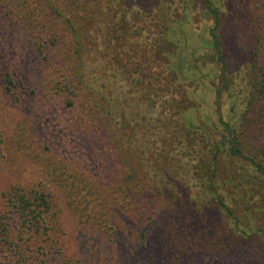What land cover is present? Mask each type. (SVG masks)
I'll return each mask as SVG.
<instances>
[{
	"label": "rangeland",
	"instance_id": "1",
	"mask_svg": "<svg viewBox=\"0 0 264 264\" xmlns=\"http://www.w3.org/2000/svg\"><path fill=\"white\" fill-rule=\"evenodd\" d=\"M121 1L92 0L91 6L98 4L104 14L108 5L116 13L112 23L104 16L98 23L101 37L98 46L86 54L83 71L85 80L100 88V92L112 91V103L118 114L115 118L119 125L125 126L120 143L115 145L101 127L96 131L97 123L89 113L88 101L76 98L72 107H68L59 99L60 103L52 99L54 86L66 83L69 63L52 43L48 53H41L47 59L41 63L43 57L35 55L23 33L25 28L38 44L50 40L51 27L60 30L47 14L50 5L44 0H0V57L9 63L5 71L12 80L9 91L0 80L3 145L0 193L12 185L38 183L46 172L54 169L55 182L62 183L63 179L70 182L73 176H78L77 182L99 184L108 203L104 213L112 221L99 235L101 245L108 246L102 264H264V238L258 245L238 243L226 257L215 252L212 259L211 251L207 256L194 251L182 253L166 229L178 218H181L178 222L183 221L184 209L175 203V198L162 196L150 188L164 182L181 200L206 213L205 223L213 226L212 229L209 226L211 235L226 232L227 219L217 210L208 213L211 206L202 194L200 183L204 179L199 177L210 165L201 170H196L195 165L200 166V160L209 163L204 147L219 140V131H214L218 116L237 123L244 112L242 73L255 60L258 39L263 40L261 21L256 19L264 0H211L220 12L216 33L227 61L229 90L223 86L220 67L211 61L210 29L214 18L202 0H189L192 2L189 7L183 0H127L129 3L123 0L120 9L124 10L119 11L117 3ZM158 8H162L169 22L167 35L173 46L166 48L164 60L150 62L152 67L148 71L151 55L145 43H154L160 36L151 25L159 22ZM109 24L120 31L119 49L126 56L118 53L119 49L117 53L108 50L102 43ZM142 27L147 32L144 29L138 33ZM130 58L145 67L138 77L142 83L132 71L134 66L125 67ZM62 72L65 75L61 77ZM156 75L158 81L152 78ZM148 80L153 84L152 93L158 96L154 107L148 105ZM247 141L255 148H264L263 122L257 123ZM137 150L141 152L139 159ZM133 158L148 170L145 179L148 190L144 193L127 194L120 188L129 165L136 164ZM224 161L221 157L220 162ZM221 177L228 178L225 174ZM224 183L229 184L227 180ZM232 196L236 193L228 197ZM77 198L85 199L82 195ZM246 198V206L259 210L260 219L253 228L262 225L263 195L252 190ZM85 200L90 203V199ZM70 203L65 211L68 217L62 219L65 247L90 264L94 258L85 244L88 233L84 234V225L78 222V213ZM82 209L79 206V212ZM251 224L245 221L241 226L252 230ZM120 252L129 254L127 262L117 258ZM238 252L240 262L234 259Z\"/></svg>",
	"mask_w": 264,
	"mask_h": 264
},
{
	"label": "trees",
	"instance_id": "2",
	"mask_svg": "<svg viewBox=\"0 0 264 264\" xmlns=\"http://www.w3.org/2000/svg\"><path fill=\"white\" fill-rule=\"evenodd\" d=\"M44 1L50 5V12L46 13L50 14V19L55 20V24H58L60 30L57 32L51 27V32L48 35L50 40H44L38 44L37 40L33 42L32 35L25 28L23 33L29 41L30 48L34 49L33 52L38 57L42 56L41 53H48L49 44L52 43L56 44L57 52L61 50L63 60L69 63V72L66 65L64 71L65 73L68 72V76L64 77L66 83L54 86L52 99L58 103L62 101L68 107H72L76 98H83L88 101L89 113L93 117V121L97 123L96 131H100L102 128L104 133L109 138L111 137L112 142L118 145L122 139L125 126L119 125L115 118L118 114L112 103V91L110 89L107 94L100 92V88L93 87L91 83L85 80L83 73L86 54L98 46L97 41L101 37L98 23L104 17L112 23L116 11L111 10L108 5L107 14H104L105 11L100 10L98 4L91 6L92 0ZM122 1L117 3L119 11L124 10L120 9ZM183 1L186 7L192 3L189 0ZM127 2L129 3V1ZM202 2L208 14L214 18V26L210 29L211 61H215L220 67L223 86L229 90L228 83L230 81L225 75L227 61L223 54L219 36L216 33L219 27L220 12L211 0H202ZM107 3L109 4V1ZM261 7L262 9H258L259 13L256 20L257 22L261 21V29L264 35V6ZM158 10L159 22H151V25L154 26L155 31H159L160 36L159 38L156 36L158 39L156 38L154 43H145L148 45V53L151 55L146 68L148 71L151 70V63H159L160 60H164L166 48L173 46L172 40L167 35L169 28L167 17L162 8H158ZM136 15L139 14L136 13ZM121 16L124 18L125 11L121 12ZM38 19L40 18L34 20L38 21ZM144 29L142 27L138 33ZM123 33L122 30V35ZM119 34L118 28H113L112 25L108 27L105 40L101 39L108 50H114L117 53L120 47L119 38H117ZM146 40L148 41V38ZM120 51L125 56L127 55L124 50L119 49L118 53ZM42 57L40 62H46V57ZM127 63L125 67L134 66L132 71L138 75L137 78L139 75L141 76L142 70H145L142 62L138 60L136 62L130 58ZM9 66V63L1 56V71L4 72L5 67L8 69ZM1 71L0 80H3H1L3 83L1 85L4 86L5 84L6 91H9L12 80L6 71L4 73ZM64 72H62L61 77L65 75ZM242 74L245 84L243 87L244 95L242 96L244 112L241 119L237 123H233L218 116V125L214 126V131H219V140L204 147L209 163L205 164L203 160H200L201 165H195L196 170H201L210 165L204 174H200L202 177H199L200 180L204 179L203 184L200 183L202 194L207 198V204L211 206L206 205L209 207L208 213L217 210L221 216L227 219L226 232L219 234L215 232L211 235L210 230L213 226L209 222L210 229L205 223L207 221L206 213L197 211L195 207L181 200L170 187L163 185L164 182L150 186L162 196L175 198V203L183 207V221L178 222L181 219L178 218L166 230L175 238L184 254L188 251H194L207 256L211 251L212 259H214L215 252L226 257L234 245L238 243L258 245L264 238V229L262 228L264 221L261 222L262 225L253 228L254 223L260 219L259 210L257 208L250 209L246 206L248 192L260 191L264 197V148L260 146L255 148L247 141L250 132L257 123H264V115L262 116L264 113V36L263 40L258 39L252 66ZM137 78L136 80L139 79ZM152 78L154 81H158L159 75ZM139 81L142 83L141 79ZM152 89L153 84L151 80H148V105L150 107L156 105V98L158 97L156 93H152ZM125 125L128 126L127 123ZM139 151L137 150L138 159L141 154ZM221 157L225 159L224 162H220ZM2 159L3 145L0 133V163ZM135 162L136 164L129 165L124 173L126 179L120 184V188L127 194L144 193L148 190V180H145L148 179V170H145L144 166L140 167L136 160ZM244 170L247 171L246 174ZM56 174V169L50 170L43 175L38 183L12 185L0 193V264H86L80 256L71 254L67 251L69 249L65 247L62 219L65 216L68 217L65 211L71 205L70 201L78 213L76 214L78 215V222L84 225L86 230L84 234L88 233L85 244H87V248L89 247L94 258L91 259L90 264L103 263V259L108 254L106 251L108 246L103 247L101 245L99 235L112 221L109 215L104 213L108 203L107 200H104L105 196L102 194L101 186L85 180L77 182L78 176H73L70 182L63 179L62 183L58 181L57 183L54 180ZM138 174L142 177H136ZM187 174L188 170L185 172L186 176ZM221 174H225L228 178L221 177ZM224 180H227L229 184L224 183ZM231 193H236V196L229 198ZM81 195L85 199H90V203L88 200L77 198ZM75 198L76 201H74ZM260 204L264 205V201ZM79 206L87 209L85 211L82 209L79 212ZM245 221L252 222V230H247L241 226ZM204 224L208 228H205ZM92 242L94 245H91ZM117 258L125 263L129 259V254L126 256L120 252ZM240 258L238 252L234 259L240 262Z\"/></svg>",
	"mask_w": 264,
	"mask_h": 264
}]
</instances>
